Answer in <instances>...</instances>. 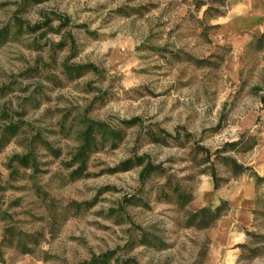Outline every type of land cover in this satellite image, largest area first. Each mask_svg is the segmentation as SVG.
<instances>
[{
	"label": "rangeland",
	"instance_id": "1",
	"mask_svg": "<svg viewBox=\"0 0 264 264\" xmlns=\"http://www.w3.org/2000/svg\"><path fill=\"white\" fill-rule=\"evenodd\" d=\"M226 4L0 0V243L13 224L34 250L3 247L6 264H92L106 254V264H228L214 233L231 212L219 190L244 174L257 188L254 220L233 261L264 264V181L234 177L216 158L237 143L222 157L264 178V43H220L222 16L205 11ZM89 64L97 71L67 69ZM91 122L97 145L80 157ZM161 131L170 136L157 139ZM16 155L30 164L9 168ZM147 162L160 169L142 180ZM212 163L229 179L218 190L202 172ZM176 186L188 204L176 202ZM220 205L214 226L190 225L192 213Z\"/></svg>",
	"mask_w": 264,
	"mask_h": 264
},
{
	"label": "crops",
	"instance_id": "2",
	"mask_svg": "<svg viewBox=\"0 0 264 264\" xmlns=\"http://www.w3.org/2000/svg\"><path fill=\"white\" fill-rule=\"evenodd\" d=\"M224 16L217 20L220 43L244 49L256 37L264 33V0H228ZM210 188L212 189L211 183ZM254 182L247 174L231 188L219 190L220 197L228 200L231 212L224 216L214 233L219 243L220 255L228 264H234L238 251L233 245L241 242L243 226H250L254 220L253 208L256 201ZM214 191V189H212ZM0 264H4L0 261Z\"/></svg>",
	"mask_w": 264,
	"mask_h": 264
},
{
	"label": "trees",
	"instance_id": "3",
	"mask_svg": "<svg viewBox=\"0 0 264 264\" xmlns=\"http://www.w3.org/2000/svg\"><path fill=\"white\" fill-rule=\"evenodd\" d=\"M221 1H228V0H212L213 3H218ZM202 2H198V4H200ZM224 8L227 11L228 8V4L223 5ZM215 12L212 14V16L217 17V16H223L226 13V11H222L219 8H214L213 6H210L205 12V14H210L212 12ZM255 41L257 43H264V33H262V35L260 37H256ZM68 72L71 73L72 75H81L80 71L81 69H90V70H94L97 71V66H95L94 64H89L86 66H71V67H67ZM74 73V74H73ZM94 122H91L87 128L85 129V131L83 132V137L85 139V145L84 148H82L81 152H80V157L83 155V153H85V151H88L89 149H92V145H97L94 142L96 141V135L94 134L96 132V127H95ZM98 127H100V125H98ZM8 129L11 131L12 135L16 134V130L18 129V125L16 126V124L13 122L10 124V126L8 127ZM106 134V131H104L103 135ZM164 135L170 136V134H167L166 131H161V133L156 136L158 137L157 139H160L161 141L164 140L166 137ZM106 139V138H105ZM108 140V139H107ZM237 143H233V144H227L225 147H223L221 150H218L216 152V158H222L223 162L225 163L226 166H228L231 170V173L233 174L234 177H238L241 176L242 174H244L247 171H252L254 179L256 181V183H259L260 181H264V178L259 176L257 174V172H255V170H253L251 167L245 166L244 164H241L237 161V159L233 158V157H222V153H225L228 150V147H234L236 146ZM2 147V146H0ZM1 149V148H0ZM202 149V147H201ZM29 157L28 155L25 156H20V155H16L12 160V164H9L8 167L12 168L13 167V163L14 162H19V164L23 165V166H28L30 163L29 161ZM207 160L210 161L211 157L207 156ZM144 163V158H139L136 159V161L134 162V164H143ZM132 160H128L124 163H122V165L119 167L122 171H127L129 169H131L132 166ZM160 169L159 166H154V164L152 162H147L141 172V178L142 180H145L147 178H149L152 174L156 173L158 170ZM203 173H209L214 181L215 184V189L218 190L221 187H223L226 183L229 182V179H223L218 175L217 169L214 166V164L212 163L209 168L207 169H203L202 170ZM13 174V171H12ZM7 189L6 185H3L0 183V192L1 191H5ZM172 195H174L176 202L180 203L181 205H185L188 204V202H190L192 200V195L190 193L187 192V190H184L183 188H181L180 186H176L172 188ZM1 198V197H0ZM224 204L226 205V202H224ZM2 209L0 206V213H2ZM226 212V210L223 209L222 205L216 207L215 209H212L211 207H204L202 209H200L199 211L192 213L191 218H190V225H195L199 228H209L215 225L216 222H218V220L224 215V213ZM6 214L3 213V216H0L1 220H6ZM9 215V214H7ZM10 217V215L8 216ZM199 219V220H198ZM4 236L3 239L0 243V261L3 262L4 264H6V260H5V254H4V249H2L3 247L6 248H16L21 254H28L30 253H34V250L32 248L29 247L28 242L23 240V232H21L16 226L12 225H7L6 229H5ZM108 254L103 255L101 257L95 258L94 259V264L95 263H101V264H106V262L108 261ZM92 263V264H93Z\"/></svg>",
	"mask_w": 264,
	"mask_h": 264
}]
</instances>
